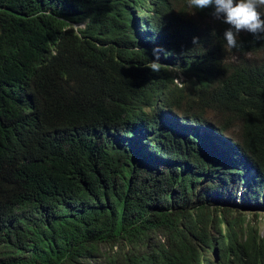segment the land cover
I'll return each mask as SVG.
<instances>
[{"label": "trees", "instance_id": "trees-1", "mask_svg": "<svg viewBox=\"0 0 264 264\" xmlns=\"http://www.w3.org/2000/svg\"><path fill=\"white\" fill-rule=\"evenodd\" d=\"M206 10L0 0V264H264L249 220L264 215V40L241 32L227 50ZM185 22L190 57L174 42ZM142 34L184 78L149 70ZM166 90L207 143L157 114Z\"/></svg>", "mask_w": 264, "mask_h": 264}, {"label": "clouds", "instance_id": "clouds-1", "mask_svg": "<svg viewBox=\"0 0 264 264\" xmlns=\"http://www.w3.org/2000/svg\"><path fill=\"white\" fill-rule=\"evenodd\" d=\"M188 7L194 9H205L206 12L212 18V21L220 25L227 24L228 28L225 29L223 33V38L226 42V49H236L239 47L238 36L241 32H248L253 35L254 38L258 40H264V19L261 18V9H264V0H187ZM178 31L177 39L174 41L178 43L182 49L184 56L190 57L193 48L199 45V33L197 28L190 22L186 23L182 27L181 24L176 23ZM169 28V27H168ZM166 28V29H168ZM138 30L143 33L145 30L142 24V19L138 20ZM142 40L140 48H150L152 54L155 57L152 62L148 65V68L153 73H158L161 70V64L166 66L167 64L175 65L179 63L180 57L167 53L164 50L163 43L159 41L150 40L147 34H142ZM215 43L213 40L209 44ZM186 45H191L190 49H185ZM170 47V44H168ZM163 53V54H162ZM180 64V73H177L174 68H171L172 72L179 74L182 78L185 77L184 67L186 64ZM198 69H201L204 74L209 72V67L206 62H200L198 64ZM173 101L176 99L172 95V90H166V96H164L163 101L157 105V114L164 117L165 120L174 124L179 130H186L189 134L197 131V140L201 143H207L204 139L209 135L206 131H199L194 126L191 119L186 117L182 112H177V108L173 106ZM177 122H174V121ZM193 127V129H192ZM221 139V138H220ZM222 142H217V147L219 151L217 154L227 155V148L229 147V141L221 139ZM249 171H253L251 179L255 176L256 171L250 167ZM244 178V177H243ZM249 181V183H250Z\"/></svg>", "mask_w": 264, "mask_h": 264}, {"label": "rangeland", "instance_id": "rangeland-1", "mask_svg": "<svg viewBox=\"0 0 264 264\" xmlns=\"http://www.w3.org/2000/svg\"><path fill=\"white\" fill-rule=\"evenodd\" d=\"M166 66L169 68H174L177 73H180V64L179 63H176L175 65L167 64ZM232 133H233V131H232ZM144 149L146 150V148H144ZM243 174H244V178L242 180L240 178L238 180V183H237L240 186V190H244L249 185V181H250V178L253 174V171L247 170V172L245 171ZM213 198L215 199L216 197L213 196ZM240 203H241V200L239 201V205L236 206V208L242 210ZM249 220H250V224L254 225V227H256L258 229V231H257L258 234H260V235L264 234V215H260L256 219L254 217V215L251 214Z\"/></svg>", "mask_w": 264, "mask_h": 264}, {"label": "bare ground", "instance_id": "bare-ground-1", "mask_svg": "<svg viewBox=\"0 0 264 264\" xmlns=\"http://www.w3.org/2000/svg\"><path fill=\"white\" fill-rule=\"evenodd\" d=\"M174 122H177L176 120ZM194 128H196L199 131H206V127L203 126L202 124L195 125Z\"/></svg>", "mask_w": 264, "mask_h": 264}]
</instances>
